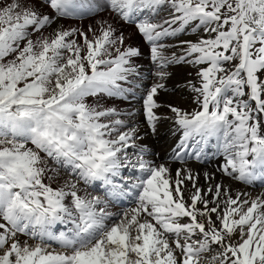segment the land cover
<instances>
[{
	"label": "snow or ice",
	"instance_id": "6c2138e0",
	"mask_svg": "<svg viewBox=\"0 0 264 264\" xmlns=\"http://www.w3.org/2000/svg\"><path fill=\"white\" fill-rule=\"evenodd\" d=\"M100 11L135 26L160 81L169 64L196 69L199 86L187 87L197 108L169 105L180 133L174 174L145 158L137 128L122 118L135 113L88 102L127 98L141 50L107 20L45 35L59 19ZM189 29L204 35L165 56L173 45L163 41ZM164 88L153 83L143 97L153 133ZM213 138L224 159L217 171L264 182V0H0V264H264V194L233 196L208 172L202 188L188 164L204 161ZM94 182L103 198L82 191ZM128 196L135 207L109 211Z\"/></svg>",
	"mask_w": 264,
	"mask_h": 264
},
{
	"label": "bare ground",
	"instance_id": "6f19581e",
	"mask_svg": "<svg viewBox=\"0 0 264 264\" xmlns=\"http://www.w3.org/2000/svg\"><path fill=\"white\" fill-rule=\"evenodd\" d=\"M41 11L47 14L49 10L46 8H41ZM161 16H166V14H161ZM100 18L106 19V14L100 16ZM100 18L99 16H96L93 18H88L82 22H74L70 18L59 19L53 23V27H48L46 29L45 35L53 33L58 27H63L64 29H81L83 27L88 29L89 26L93 27L94 25L93 28L96 29L99 27L97 22L100 20ZM107 18L109 22L111 21L114 27L117 28V34L121 32L124 34L126 39L125 44L138 47L143 53V55H141V61L136 63L137 65L140 64L137 67L139 75L130 77L129 81L123 84V87L125 88V96L127 98L97 96L90 97L88 102L93 104L99 102L101 106L106 108L114 107L112 105H115V108L121 112L135 113L133 117L125 116L122 118L126 119L129 124L134 125L137 128L138 135L141 137V139L137 141V144L146 146L145 158L150 161H154L156 164L166 162L169 163L172 166L174 174L176 167L181 166L179 162L173 161L171 159L173 149L176 147V144L180 139V133L175 131L176 125L171 119L174 114L170 111L169 105L178 107L181 110L187 112H191L193 109L197 108V105L194 103V97L197 94L191 92L187 87L188 81H192L197 86H199V77L196 75V69L190 64L186 63H181L182 65H175L177 63L169 64L166 67L169 68L168 77L163 81L156 79L155 73L157 71V67L152 63L151 59H149V45L136 30L135 26H130L122 21L116 20L114 14L110 12H108ZM203 35V32L191 33L189 29L186 33H182L175 38L169 37L166 39V41H164V43L173 46L163 49V54L170 57L173 53H176L177 56H180L183 54L181 48L179 47L180 40H191L195 42L200 36ZM200 67H206V65H201ZM156 82L163 83L165 88H168V90L172 92H164V88L159 90L157 96L155 97L158 105H160L155 109V112L158 116L162 117V119L157 122L155 133H153L151 128L148 127L144 116L143 97L146 94V89ZM129 91H132L133 93H130ZM132 151L133 150H129L130 155ZM205 152L207 155L202 163L197 162L195 159H190L188 161V164L192 167L193 171L199 174L197 182L202 188H206L208 186L204 178V173L208 172L215 177L212 183L219 182L230 187L233 196H235L237 193H245L247 194L248 199H252L260 194H264V182H261L260 180H257L250 185H246L237 181H231L224 177L220 171H217V169L220 168L224 163V159L221 154L219 158L214 157V154L217 152L215 138L210 140L209 147L205 149ZM208 157H210L209 160H207ZM124 172L128 177L129 182H136L134 176L129 170H124ZM58 185L61 186L62 184L58 183ZM99 185L100 182H94L92 185L85 187L90 188L91 191L96 193L101 192L103 195V188ZM135 205L136 201L134 196H128L119 202H113L112 205H109V211L119 215L122 213V211L131 209L135 207ZM25 238L27 237H20L21 240H24Z\"/></svg>",
	"mask_w": 264,
	"mask_h": 264
},
{
	"label": "rangeland",
	"instance_id": "374dc122",
	"mask_svg": "<svg viewBox=\"0 0 264 264\" xmlns=\"http://www.w3.org/2000/svg\"><path fill=\"white\" fill-rule=\"evenodd\" d=\"M100 2H102L101 0H100ZM108 12L109 11H100V12H98V13H96V14H94V15H92V16H90V18H93V17H96V16H99V18H100V16H102V15H105L106 14V19H103V18H100V20H107V21H109L108 20V18H107V14H108ZM161 14H164V13H161ZM166 14V13H165ZM159 17H157V19H158ZM99 20V21H100ZM85 21V20H84ZM76 22H82V21H76ZM110 23H112L111 21H110ZM93 25V24H92ZM51 27H53V24L50 26V28ZM93 27H94V25H93ZM95 29V28H94ZM81 30H83V31H85V32H87V30L88 29H85V28H81ZM88 35L89 36H91L92 35V33H88ZM167 39V38H166ZM125 41H126V39H125ZM164 41H166V40H164ZM163 41V42H164ZM81 42H82V40H81ZM135 59V63H137V62H140L141 61V56L139 57V58H134ZM149 59H150V55H149ZM137 65V64H136ZM138 65H140V64H138ZM138 65H137V67H138ZM175 65H182L181 63H177V64H175ZM158 70V69H157ZM164 71H166L167 73L169 72V68H165L164 69ZM174 77V76H173ZM172 77V78H173ZM155 78L156 79H159L157 76H155ZM127 90H129V89H127ZM130 93H133L132 91H129ZM164 92H172V91H170V90H168V88H165V90H164ZM90 98V97H89ZM88 98V99H89ZM123 98V97H122ZM112 106H114V107H116L115 105H112ZM60 175H61V177H67V174L65 173V172H61L60 173ZM63 179H60L58 182H53L52 183V187L53 188H56V187H58L59 185H58V183H60V184H63ZM46 183H48V181H45ZM81 188H82V191H83V189L84 188H86L87 189V191H88V193H92V195H100L102 198H103V195H102V193L101 192H93V191H91L90 190V188H87V187H85V186H83V185H81ZM110 208V207H109ZM110 210V209H109ZM123 212V211H122ZM65 231V229L63 228V226H60V225H58L55 229H53V231L54 232H56L57 234L60 232V231ZM25 239H27V238H25ZM33 241H29V243H32ZM52 248H54V249H56V250H61V249H59V246H57L56 244H55V242H52ZM49 250H52V249H49Z\"/></svg>",
	"mask_w": 264,
	"mask_h": 264
}]
</instances>
